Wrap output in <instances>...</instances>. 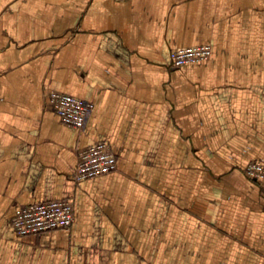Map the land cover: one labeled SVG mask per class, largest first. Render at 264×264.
<instances>
[{
  "label": "crops",
  "instance_id": "obj_1",
  "mask_svg": "<svg viewBox=\"0 0 264 264\" xmlns=\"http://www.w3.org/2000/svg\"><path fill=\"white\" fill-rule=\"evenodd\" d=\"M209 43L204 61L169 51ZM93 103L62 124L47 92ZM107 140L116 169L74 181ZM264 0H0V264H264ZM69 198L68 230L17 235Z\"/></svg>",
  "mask_w": 264,
  "mask_h": 264
},
{
  "label": "built area",
  "instance_id": "obj_2",
  "mask_svg": "<svg viewBox=\"0 0 264 264\" xmlns=\"http://www.w3.org/2000/svg\"><path fill=\"white\" fill-rule=\"evenodd\" d=\"M212 54L209 43L177 46L169 51L174 66L197 63ZM53 111L59 121L70 127L82 128L93 103L68 92L51 89L47 92ZM116 169V155L107 140L94 141L77 152L74 181L93 179ZM244 172L264 183V159H255L244 165ZM74 220L73 202L69 198H51L18 205L10 220V227L17 235L36 234L53 229L68 230Z\"/></svg>",
  "mask_w": 264,
  "mask_h": 264
},
{
  "label": "rangeland",
  "instance_id": "obj_3",
  "mask_svg": "<svg viewBox=\"0 0 264 264\" xmlns=\"http://www.w3.org/2000/svg\"><path fill=\"white\" fill-rule=\"evenodd\" d=\"M210 56H211V55H210ZM210 56H209V57H210Z\"/></svg>",
  "mask_w": 264,
  "mask_h": 264
}]
</instances>
